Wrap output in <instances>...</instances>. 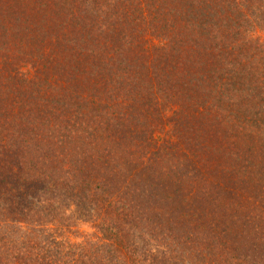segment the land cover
Returning a JSON list of instances; mask_svg holds the SVG:
<instances>
[{
	"label": "trees",
	"instance_id": "trees-1",
	"mask_svg": "<svg viewBox=\"0 0 264 264\" xmlns=\"http://www.w3.org/2000/svg\"><path fill=\"white\" fill-rule=\"evenodd\" d=\"M0 264H264V0H0Z\"/></svg>",
	"mask_w": 264,
	"mask_h": 264
},
{
	"label": "rangeland",
	"instance_id": "rangeland-1",
	"mask_svg": "<svg viewBox=\"0 0 264 264\" xmlns=\"http://www.w3.org/2000/svg\"><path fill=\"white\" fill-rule=\"evenodd\" d=\"M77 231L79 232V235H84L85 233H91V230L87 226L79 228L77 229Z\"/></svg>",
	"mask_w": 264,
	"mask_h": 264
}]
</instances>
